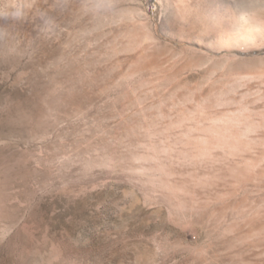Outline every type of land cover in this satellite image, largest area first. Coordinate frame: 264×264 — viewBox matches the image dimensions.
Returning <instances> with one entry per match:
<instances>
[{
    "label": "rangeland",
    "instance_id": "374dc122",
    "mask_svg": "<svg viewBox=\"0 0 264 264\" xmlns=\"http://www.w3.org/2000/svg\"><path fill=\"white\" fill-rule=\"evenodd\" d=\"M0 264H264V0H0Z\"/></svg>",
    "mask_w": 264,
    "mask_h": 264
}]
</instances>
